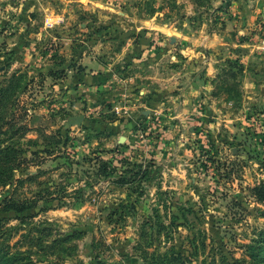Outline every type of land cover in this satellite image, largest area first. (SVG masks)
Returning <instances> with one entry per match:
<instances>
[{
  "label": "rangeland",
  "instance_id": "1",
  "mask_svg": "<svg viewBox=\"0 0 264 264\" xmlns=\"http://www.w3.org/2000/svg\"><path fill=\"white\" fill-rule=\"evenodd\" d=\"M12 73L0 259L264 264V0H0Z\"/></svg>",
  "mask_w": 264,
  "mask_h": 264
},
{
  "label": "trees",
  "instance_id": "2",
  "mask_svg": "<svg viewBox=\"0 0 264 264\" xmlns=\"http://www.w3.org/2000/svg\"><path fill=\"white\" fill-rule=\"evenodd\" d=\"M21 76L20 74L12 73L7 77H2L0 79V122H4L5 107L9 103L8 101L12 98L15 99L16 91L21 87ZM12 125V124H10ZM19 128H24L22 125H12L11 129L16 130ZM25 129L20 130L19 133H23ZM1 132V130H0ZM11 144L1 145L0 143V182L8 180L12 171L19 166H22L24 159L21 156V150ZM20 179H17V181ZM253 194L255 198L263 205L261 209V214L264 218V180L256 184L253 188ZM35 204V200L27 199H13L11 196L3 197L2 204L0 208L2 210L12 209L14 211H21ZM263 241H264V230H263ZM251 246V245H249ZM173 257H178V255H172ZM10 256H5L0 259V264H9ZM168 256L167 258H169ZM174 259V258H173ZM170 260L164 264H178L177 260Z\"/></svg>",
  "mask_w": 264,
  "mask_h": 264
},
{
  "label": "water",
  "instance_id": "3",
  "mask_svg": "<svg viewBox=\"0 0 264 264\" xmlns=\"http://www.w3.org/2000/svg\"><path fill=\"white\" fill-rule=\"evenodd\" d=\"M81 121V115H76L68 120V124L70 123H79Z\"/></svg>",
  "mask_w": 264,
  "mask_h": 264
}]
</instances>
